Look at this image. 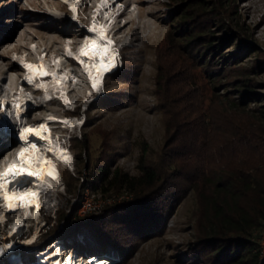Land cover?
Returning a JSON list of instances; mask_svg holds the SVG:
<instances>
[{
  "label": "rangeland",
  "instance_id": "obj_1",
  "mask_svg": "<svg viewBox=\"0 0 264 264\" xmlns=\"http://www.w3.org/2000/svg\"><path fill=\"white\" fill-rule=\"evenodd\" d=\"M102 1L80 0L75 19L70 0H0V100H7L12 111L14 102L24 99L27 111L22 118L30 124L54 116L84 119L76 127L51 122L54 139L69 148L70 163L56 159L59 178L53 181L54 189L42 190L41 226L31 242L26 241L38 221L32 211L2 212L7 220H0L1 246L11 239L18 246L16 253L5 252L0 264H14V254L19 258L15 264H33L38 249L55 240H61L65 253L75 252L80 262L85 255L99 254L110 255L114 264H182L178 256L207 224L211 201H231L228 194L217 192L218 185L231 174L242 189L255 179L264 185V0H106L99 7ZM185 9L192 11L186 21L197 14L207 21L197 28L211 31L197 33L211 34L218 50L191 53L195 48H190L184 36L188 32L179 24ZM92 21L110 28L107 33L118 58L99 88L90 86L76 59L79 41ZM186 28L192 29L193 23ZM222 55L228 58L224 61ZM207 59L210 69L204 67ZM26 60L69 73L65 92H57L50 78L52 97L46 99L44 91L25 83ZM0 131L1 169L19 142L14 128ZM84 133L90 154L73 140ZM143 155L147 163L160 158L172 162L179 189L160 232L130 241L123 258L88 226L75 223V206L76 215L85 217L130 197L126 190L103 195L85 188L88 161L137 174ZM253 192L241 194L238 206L248 208ZM85 201L96 209L85 211ZM16 219L26 226L8 238ZM251 239L263 258L264 219Z\"/></svg>",
  "mask_w": 264,
  "mask_h": 264
},
{
  "label": "trees",
  "instance_id": "obj_2",
  "mask_svg": "<svg viewBox=\"0 0 264 264\" xmlns=\"http://www.w3.org/2000/svg\"><path fill=\"white\" fill-rule=\"evenodd\" d=\"M191 13L189 9L182 11L180 13L182 19L179 21L181 31L188 32L184 36L188 37L190 48H195V52L191 53H200L202 50L201 54L204 55L207 50H218L219 43L212 42L211 34L197 33L211 31V29L197 28L203 27L202 24L207 22L205 19H198L197 14L191 20H185V17L192 15ZM210 20L212 18H209ZM189 23H193V28L190 30L186 28ZM198 41L203 43L198 45ZM233 56L236 57V54ZM227 58L222 55L224 61ZM211 63V60L207 59L204 67L210 69ZM215 69L212 68L215 72L220 70L219 67ZM217 74L213 76L211 82L218 78ZM83 135L73 140H78L80 150L90 154V141L86 133ZM85 167L86 178L83 183L85 188L88 187L103 195L111 191L126 190L130 197L106 204L85 217L76 215L77 206H75V223L88 226L99 241L116 247L123 258L126 256L127 249L130 248V241L153 232H160L165 213L168 207L172 206L179 189L176 185L178 175L172 171L175 170L172 162L160 158L158 163H147L143 155L139 158L137 174H130L117 165L111 166L102 162L88 161ZM68 185L69 190L72 189L71 184L68 183ZM216 189L217 192L228 194L231 201L211 199L213 211L206 219L207 224L199 228L196 239L189 244L183 255L178 256L179 262L182 264H264V257H259L258 243L251 239L252 232L259 228L264 219L262 181L255 179V182L245 183L242 189L236 184L235 175L231 174L228 180L218 185ZM249 189L255 191L251 204L248 208L239 207L240 195L248 193Z\"/></svg>",
  "mask_w": 264,
  "mask_h": 264
},
{
  "label": "bare ground",
  "instance_id": "obj_3",
  "mask_svg": "<svg viewBox=\"0 0 264 264\" xmlns=\"http://www.w3.org/2000/svg\"><path fill=\"white\" fill-rule=\"evenodd\" d=\"M103 2L106 3V0H103L102 3L99 4V7L103 5ZM79 4L80 0H70V5L75 11V19L78 15ZM108 21L109 19L106 18V23H108ZM109 29L110 28L105 25L101 26L100 24L98 25L96 21H92L91 26L84 30L85 33L81 41H79L80 46L76 53V59L80 65L81 72L89 79V84L92 88H99L100 84L103 82L104 74L106 77L107 72L111 71L117 63L116 54L112 50V42L107 33ZM85 52H87V55L83 54ZM23 63L27 71L24 76V82L29 84L27 80H30V84L35 85L37 90L43 88L46 99L52 97V92L49 91L47 86L50 78L53 79V87L55 90L58 89L56 90L57 92H65V82L71 77L69 73H63L57 68L49 70L41 62L26 60ZM43 73H47V75H43ZM57 97L61 100L64 99L62 96ZM6 101L7 100H0V130L8 126L14 128V133L18 131L14 134V138L19 144L13 157L0 169V205L4 206V210H1L0 213V220L5 221V216L2 212L20 211L23 213L32 211L33 216L38 221H36L37 223L33 235L26 241L31 242L36 237L41 226L39 222V215H41L40 212L42 208L40 194L44 188L54 189L53 181L55 182L59 178V169L56 159L70 163L67 148L65 149L60 142L54 139L50 124L51 122H60L64 127H76L83 123V119L81 120L79 117L68 118L54 116L30 124L22 118L27 104L24 99L15 101L12 111L7 109ZM63 102L65 101L63 100ZM66 102L67 104L70 103L69 99H66ZM27 129H31L32 132H27ZM22 135L25 139H21ZM21 170H24L25 175L27 172L34 174L32 177H27L31 182L16 184L15 186L10 185L9 181L16 180V174ZM24 226H26V224L23 219H16L13 221L8 238L14 237ZM13 249H15V251ZM16 249L15 241L11 239L9 243L5 242V244L0 247V253L6 251L8 254L12 250L16 253ZM42 255L45 257V262L50 264H111L107 255L98 256L95 254L87 256H93L87 263H84V261L80 262L81 258L76 259V255L72 253L62 254L59 242L49 244ZM11 257H13L15 261L19 260L18 256H15V254L10 255V258Z\"/></svg>",
  "mask_w": 264,
  "mask_h": 264
},
{
  "label": "built area",
  "instance_id": "obj_4",
  "mask_svg": "<svg viewBox=\"0 0 264 264\" xmlns=\"http://www.w3.org/2000/svg\"><path fill=\"white\" fill-rule=\"evenodd\" d=\"M68 150H69V148L68 147H66ZM88 190H90L88 187H86ZM42 197V193L40 194V198ZM43 207V206H42ZM84 207H85V211H90V210H94V209H96V205L94 204V205H92L90 202H86L85 201V203H84ZM41 210H42V208H41ZM6 220H7V218H6ZM5 220V221H6ZM54 242H59V245L61 246V250L63 251V254L65 253L64 251V247H63V243L61 242V240H55V241H53L52 243H54ZM2 245V242H1V240H0V246ZM18 246V245H17ZM16 246V244H15V247H17ZM49 246V244L48 245H45V246H43V248L42 249H38L39 250V252H38V255H37V257H35V262H33V264H50V263H47V262H45V257H43V255H42V253H43V251L47 248ZM6 251H3V252H1L0 253V259H2V258H4V256L6 255V253H5ZM73 254H75V252H73ZM99 255V254H98ZM109 256V258H108V260L109 261H111V263H112V259H111V256L110 255H108ZM85 256H83V258H84ZM65 258H66V255H65ZM11 259V261H13V263L15 264L16 263V261L13 259V257H11L10 258ZM25 264H30V261L29 262H27V263H25Z\"/></svg>",
  "mask_w": 264,
  "mask_h": 264
},
{
  "label": "snow or ice",
  "instance_id": "obj_5",
  "mask_svg": "<svg viewBox=\"0 0 264 264\" xmlns=\"http://www.w3.org/2000/svg\"><path fill=\"white\" fill-rule=\"evenodd\" d=\"M84 55H87V52L83 53ZM25 67H31V66H25ZM43 75H47V73H43ZM27 80V78H26ZM27 82L31 83L30 80H27ZM27 132H32L31 129H27L26 130ZM21 139H25V137L22 135L21 136ZM17 176V179L14 180V181H9V184L12 185V186H15L16 184H26V183H29L31 182L30 180L27 179V177H32L34 176L33 173L31 172H27V174L25 175V172L24 170H21L19 173L16 174Z\"/></svg>",
  "mask_w": 264,
  "mask_h": 264
},
{
  "label": "clouds",
  "instance_id": "obj_6",
  "mask_svg": "<svg viewBox=\"0 0 264 264\" xmlns=\"http://www.w3.org/2000/svg\"><path fill=\"white\" fill-rule=\"evenodd\" d=\"M117 58V57H116ZM117 60H118V58H117ZM110 72V71H109ZM109 72H107V73H109ZM104 77H105V74H104V76H103V80H104ZM84 120V119H83ZM64 162V161H63ZM88 255H90V254H88ZM86 256V255H85Z\"/></svg>",
  "mask_w": 264,
  "mask_h": 264
}]
</instances>
